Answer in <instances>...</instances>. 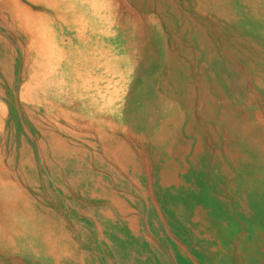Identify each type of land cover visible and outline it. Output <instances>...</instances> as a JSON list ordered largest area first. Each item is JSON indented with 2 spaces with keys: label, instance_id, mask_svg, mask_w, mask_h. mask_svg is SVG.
<instances>
[{
  "label": "rangeland",
  "instance_id": "obj_1",
  "mask_svg": "<svg viewBox=\"0 0 264 264\" xmlns=\"http://www.w3.org/2000/svg\"><path fill=\"white\" fill-rule=\"evenodd\" d=\"M0 264H264V0H0Z\"/></svg>",
  "mask_w": 264,
  "mask_h": 264
},
{
  "label": "bare ground",
  "instance_id": "obj_2",
  "mask_svg": "<svg viewBox=\"0 0 264 264\" xmlns=\"http://www.w3.org/2000/svg\"><path fill=\"white\" fill-rule=\"evenodd\" d=\"M43 46V45H42Z\"/></svg>",
  "mask_w": 264,
  "mask_h": 264
}]
</instances>
